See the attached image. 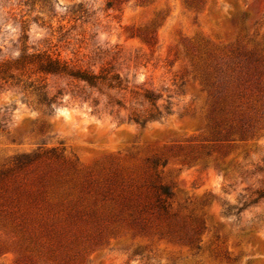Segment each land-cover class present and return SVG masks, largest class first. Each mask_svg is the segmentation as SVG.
Wrapping results in <instances>:
<instances>
[{
	"label": "rangeland",
	"instance_id": "374dc122",
	"mask_svg": "<svg viewBox=\"0 0 264 264\" xmlns=\"http://www.w3.org/2000/svg\"><path fill=\"white\" fill-rule=\"evenodd\" d=\"M192 1L0 0V44L25 34L82 60L111 48L114 68L172 110L138 126L68 99L49 115L0 91V264H264V200L239 212L263 186L264 124L224 141L200 78L209 56H264V0Z\"/></svg>",
	"mask_w": 264,
	"mask_h": 264
},
{
	"label": "trees",
	"instance_id": "16d2710c",
	"mask_svg": "<svg viewBox=\"0 0 264 264\" xmlns=\"http://www.w3.org/2000/svg\"><path fill=\"white\" fill-rule=\"evenodd\" d=\"M185 1L187 4L193 2ZM144 38L146 41L152 39L147 35ZM3 43L2 38L0 91L16 92L23 103L44 110L49 115L55 114L66 99L86 105L96 114L105 113L116 118L124 116L128 122L138 126L161 121L172 114L169 104H159L161 95L133 85L128 75L114 68L112 62L118 61L121 56L114 54L111 48L97 47L82 60L62 57L58 48L52 50L56 45L42 48L38 44H29V36L25 34L11 40L9 47ZM86 59L89 64L92 63L90 66L85 64ZM201 67L200 78L207 85L221 122L217 134L226 142L254 139L264 124L262 114L255 107L264 101V56L255 50L242 49L237 50L227 62L209 56L203 60ZM127 94L130 95L129 105L124 100ZM142 103H146L149 109H140ZM244 106L251 108L254 116L245 113ZM38 157V154L21 155L15 164L18 168L27 167ZM157 189L165 198L161 208L166 211L167 199L172 197L171 189L166 185H159ZM243 199L239 212L264 200V180L261 188L251 191ZM57 243L59 247L63 246L62 240H57ZM188 244L199 249L191 239ZM49 249L54 253L52 248Z\"/></svg>",
	"mask_w": 264,
	"mask_h": 264
}]
</instances>
